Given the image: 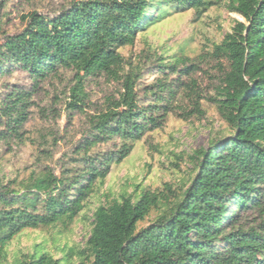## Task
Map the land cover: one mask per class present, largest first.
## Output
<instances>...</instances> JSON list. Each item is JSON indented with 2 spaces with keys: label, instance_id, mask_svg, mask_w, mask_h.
I'll use <instances>...</instances> for the list:
<instances>
[{
  "label": "trees",
  "instance_id": "1",
  "mask_svg": "<svg viewBox=\"0 0 264 264\" xmlns=\"http://www.w3.org/2000/svg\"><path fill=\"white\" fill-rule=\"evenodd\" d=\"M213 4L78 0L52 18L29 13L24 30L4 39L0 77L20 70L37 87L61 70L74 73L66 103L71 113L86 108L87 77L102 74L119 83L121 92L117 98H107L104 110L90 118L89 135L75 148L84 162L80 173L69 179L44 169L27 180L0 183V264L8 245L24 231L72 224L111 166L127 158L146 134L161 129L172 112L169 105L176 94L165 84L159 91L166 98L138 105L134 87L139 75L136 68L125 72L131 65L118 51L132 47L138 35L162 22L171 9L201 15ZM226 8L242 22L235 20L231 31L212 47L210 56L225 66L208 103L231 134L211 142L210 152L193 153L195 173L180 193L165 184L161 191H142L135 202L122 197L99 206L86 243L87 264H264V0H228ZM179 63L163 69L178 73ZM196 69L190 64L179 73L189 77ZM181 85L198 99L195 81ZM27 98V93H11L0 109V122L5 119L15 135L27 121ZM193 102V111L183 113L182 120L192 114L203 116L199 101ZM107 143L117 148L90 155ZM162 203L168 208L140 228ZM249 213L251 221L242 224L241 214ZM21 264L58 263L42 253Z\"/></svg>",
  "mask_w": 264,
  "mask_h": 264
},
{
  "label": "rangeland",
  "instance_id": "2",
  "mask_svg": "<svg viewBox=\"0 0 264 264\" xmlns=\"http://www.w3.org/2000/svg\"><path fill=\"white\" fill-rule=\"evenodd\" d=\"M78 0H0V44L6 37L21 33L26 16L36 12L48 18ZM214 4L206 12H174L147 31L138 35L132 47L120 49L119 54L139 75L134 90L140 107L154 105L160 94V85H169L176 94L170 101L172 112L168 114L161 129L150 132L134 145L133 150L121 163L111 166L110 173L87 200L84 210L69 226L27 230L18 235L6 248L5 261L1 264H21L28 257L40 254L51 256L58 264H87L85 251L90 236L93 214L99 206L112 200L130 197L136 201L142 191H161L169 185L180 193L186 188L194 173L195 163L191 157L198 150L210 152V143L231 134L230 128L221 120L208 99L217 92L224 63L214 60L210 53L229 33L234 21L242 19L228 12V0H208ZM181 60L178 73H171L163 66ZM183 62V63H182ZM193 64L196 71L189 77L179 72ZM131 69V70H132ZM74 73L61 70L54 77L34 87L26 73L15 70L11 75L0 77V109L9 94L27 93V121L15 135L6 128V120L0 122V183L27 180L30 175L50 170L57 177L72 178L84 169L81 156L75 148L89 135V120L102 112L106 99L117 98L121 92L119 83L107 80L102 74L87 77L83 82L87 96L83 113H71L66 103L74 85ZM196 82L192 97L181 83ZM199 101L203 116L192 114L184 121L183 113L193 111V101ZM165 105V101H162ZM116 144L107 143L95 147L90 155L115 150ZM171 203V202H170ZM168 204L162 203L159 211H153L140 228L154 221ZM249 214L241 221H251ZM230 229L227 230V233ZM222 245L221 242L217 246Z\"/></svg>",
  "mask_w": 264,
  "mask_h": 264
}]
</instances>
